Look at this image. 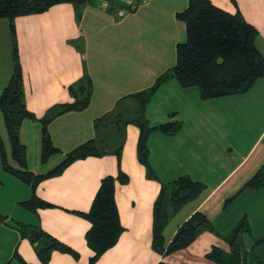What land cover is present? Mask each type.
Segmentation results:
<instances>
[{"label": "crops", "instance_id": "crops-1", "mask_svg": "<svg viewBox=\"0 0 264 264\" xmlns=\"http://www.w3.org/2000/svg\"><path fill=\"white\" fill-rule=\"evenodd\" d=\"M211 1L229 13L239 12L256 28L255 45L264 57V0ZM136 2L129 10L92 0L79 14L73 4L62 3L16 19L25 103L39 119L52 106L73 102L70 87L85 77L92 82L89 106L49 125L52 143L60 152L46 163L41 160L40 121L23 123L20 139L34 174L52 172L67 153L95 139L100 117L121 98L152 87L176 64V47L187 40L186 25L177 13L187 8L188 0ZM12 49L10 22L0 19V96L13 74ZM146 115L153 126L180 121L182 128L174 136L154 132L149 137V160L157 180L147 177L138 160L139 128H126L121 169L129 182L117 183L115 190L124 231L94 264H217L207 255L215 247L230 251L225 236L244 216L251 224V233L244 235L247 264H264V241L254 247L264 240V187L244 189L264 165V77L245 94L212 100H202L198 88L184 89L169 79L149 102ZM3 123L0 112L5 136ZM118 172L115 155L78 160L39 183L36 195L55 207L32 212L21 205L31 199V187L5 172L0 160V264H43L21 234L22 225L40 227L80 255L53 251L48 264H91L94 252L85 239L90 223L78 213L89 211L101 179ZM184 175L204 183L206 189L172 217L164 232L167 243L196 212L203 213L212 227L187 248L160 255L152 246L154 203L162 182ZM17 210L22 211L20 217H13ZM45 245L41 242L39 247Z\"/></svg>", "mask_w": 264, "mask_h": 264}, {"label": "trees", "instance_id": "trees-1", "mask_svg": "<svg viewBox=\"0 0 264 264\" xmlns=\"http://www.w3.org/2000/svg\"><path fill=\"white\" fill-rule=\"evenodd\" d=\"M111 7L115 5L128 8L119 0H107ZM92 0H0V19H8L13 41V74L9 84L0 96V111L11 145L12 159L17 166L8 161L6 146L0 134V157L5 172L14 175L29 185L33 195L21 205L32 212L38 209L55 207L36 195V190L44 179L61 174L72 163L88 157L115 155L119 172L116 176L101 179L99 189L88 212L78 213L85 218L90 227L85 239L94 252L90 263L94 264L106 251L115 246L124 227L121 224L115 198L117 183L127 184L129 175L121 169V159L126 140V128L135 125L140 135L137 146L139 162L145 167L147 177L157 180L150 160L148 140L152 133L160 132L167 136L176 135L182 128L180 121H169L153 126L147 118V106L160 86L169 79H175L184 88H198L202 100H212L231 95L245 94L264 77V57L257 49L256 28L249 24L237 12L229 13L216 6L211 0H188L187 8L177 13V19L184 22L187 40L176 47V64L162 74L155 84L143 91L121 98L115 108L97 121V137L87 141L67 153L62 163L46 175H37L28 169L26 148L20 139V130L26 120H39L42 125L41 160L60 152L52 143L49 125L59 116L69 112L83 111L89 106L92 82L89 77L70 87L73 102L52 106L43 118H38L25 103L24 73L20 61L16 19L32 14H41L51 7L71 3L79 11ZM264 187V165L245 184L244 189L257 190ZM206 189L202 182L184 175L171 182L161 183L160 192L153 207L152 246L160 255H169L187 248L204 230L212 227L211 222L201 212L194 213L177 230L170 243L164 232L172 219L186 204L196 200ZM234 198L228 200L231 202ZM1 219V217H0ZM23 237L35 247L43 264H48L53 251L69 253L79 258L78 252L51 236L40 227L20 226ZM251 233L249 219L244 216L225 236L230 251L219 248L207 255L217 264H247L248 251L245 248L244 235ZM264 240L255 242L259 246ZM41 242L46 245L39 247ZM159 264H166L160 262ZM257 264H263L261 262Z\"/></svg>", "mask_w": 264, "mask_h": 264}, {"label": "rangeland", "instance_id": "rangeland-1", "mask_svg": "<svg viewBox=\"0 0 264 264\" xmlns=\"http://www.w3.org/2000/svg\"><path fill=\"white\" fill-rule=\"evenodd\" d=\"M1 112V111H0ZM1 114H2V112H1ZM2 117H3V114H2ZM4 124V123H3ZM3 126H4V128H5V136H4V134H3V132H2V130H1V126H0V134H1V137H2V139L4 140V143H5V146H6V151H7V156H8V161L11 163V164H13L14 165V160L12 159V155H11V145H10V142H9V138H8V134H7V130H6V127H5V124L4 125H2V129H3ZM129 126H131V125H128L127 127H129ZM133 129V127H131V130ZM236 130L238 131V128H236ZM235 130V132H237ZM132 140H131V138H130V141H129V144H128V147L130 146V142H131ZM0 160H1V157H0ZM1 164H2V162H1ZM11 188H10V186H9V188H8V190H10ZM1 201V200H0ZM19 212H22L21 210H17L16 212H14L13 214L15 215H12L13 217H20V213Z\"/></svg>", "mask_w": 264, "mask_h": 264}, {"label": "built area", "instance_id": "built-area-1", "mask_svg": "<svg viewBox=\"0 0 264 264\" xmlns=\"http://www.w3.org/2000/svg\"><path fill=\"white\" fill-rule=\"evenodd\" d=\"M127 3H128V5L131 7V8H135L136 7V1L137 0H125ZM145 1V0H144Z\"/></svg>", "mask_w": 264, "mask_h": 264}]
</instances>
